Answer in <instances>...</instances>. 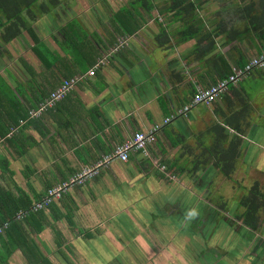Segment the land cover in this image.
<instances>
[{"label": "crops", "instance_id": "0c3cea01", "mask_svg": "<svg viewBox=\"0 0 264 264\" xmlns=\"http://www.w3.org/2000/svg\"><path fill=\"white\" fill-rule=\"evenodd\" d=\"M128 1L67 0L44 13L41 6L48 0L32 7L0 0L1 89L8 90V85L9 91L20 90L27 106L28 101L36 104L37 90L61 85L64 73L74 69L73 59L83 68L76 74L87 75L57 107L20 128L26 138L20 140L27 146L23 156L17 153L18 139L15 147L0 141V168L5 158L11 171L2 182L6 187L14 190L18 185L39 201L50 187L111 154L135 132L150 131L175 116L197 89L216 84L229 69L236 72L264 52V0H250L255 8L246 15L237 10L239 0L206 3L193 19L176 12L162 15L170 3L159 0L143 28L118 36L112 44L108 16ZM75 19L88 33L85 52L95 54L100 48L97 62L105 59L94 76L88 75L93 67L87 69V59L72 55L64 34ZM121 39L129 40L112 52ZM150 152V158L135 152L128 163L113 162L42 210L40 219L46 222L39 231L29 226V232L50 264H129L135 258H127L124 251L142 248L143 234L156 249L167 251L171 244V249L174 244L180 249L182 231L189 227L195 230L192 239L202 242L199 234L209 219L218 216L229 224L226 217L234 210L221 208L224 195L218 187L224 181L244 184L253 171L264 174V69L230 85L212 105H198L164 125ZM217 163L230 164L236 172L227 177ZM193 211L196 215L189 216ZM208 247L204 261L212 251ZM79 250L105 251L106 257L82 259ZM8 264L31 263L18 250Z\"/></svg>", "mask_w": 264, "mask_h": 264}, {"label": "trees", "instance_id": "16d2710c", "mask_svg": "<svg viewBox=\"0 0 264 264\" xmlns=\"http://www.w3.org/2000/svg\"><path fill=\"white\" fill-rule=\"evenodd\" d=\"M40 1L41 0H17V3L22 6L32 7L38 4V2ZM65 1L67 0H48V3L46 2V4L41 6V10L44 13L49 12L50 10H52V7L50 5L58 7ZM157 1L159 0H129L127 5L122 6L116 11L114 10L111 15L108 16V18H110V25L112 28V31H109L108 29V31L110 32V36L113 38L111 43L115 44L118 36L127 37L143 28L147 21L153 17L154 10L157 8ZM164 1L165 5L167 3H170V6H165V10L162 11V15H165L167 12H176L178 16L185 14L188 15L189 18L193 19L197 16L196 13L198 9L203 6V4L215 1H222V4H230L233 0ZM249 4L250 0H239V3L236 4L238 12L244 13L245 15L247 13H250V11L255 8V5L253 3H251L250 5ZM96 7L98 6L95 5V8ZM77 23L78 21H76L75 19L70 22L67 27H64V34L67 35L68 44L71 46V50L73 51L72 55H74V57L78 59L82 57L85 58V60L87 59V62L89 63L87 69H89L91 66L94 68V66L99 62H97V60L101 56L100 48L96 49L95 54L89 55L88 52H85L89 47L87 46V42L84 40L88 38V33L84 29H82L81 26H79V23ZM15 26L17 27V25ZM193 26L195 25H190L191 28H193ZM31 28L32 27H29L30 32H33ZM17 30L18 29H16V32L20 34ZM18 34L15 33L14 36H17ZM36 44L38 45L39 43L36 41ZM101 50L103 49L101 48ZM38 51L39 50H36V53H38ZM65 60L66 58H62L61 62ZM75 60L73 59V64L76 63L74 69L72 68L71 71L64 73V80L71 79L77 76L76 73L83 69L80 68V64ZM244 67L245 66L240 67V69ZM229 70V72H226L224 79L235 74L232 69ZM58 88L51 90H48L47 88L44 90H37V94H39L35 96L36 104L28 101L26 103L27 106H25V103L21 101V98L24 97L23 92L18 90L16 93H14L12 91L0 88V99H2L0 100V141L5 140L6 142L12 143L15 147V143H17L18 139L19 146L17 147V153H19V156H23L25 151L24 149H26L27 146L26 144L24 146L23 141L20 140L21 136H23V132L20 130V128H22V126L25 124H31L43 117L45 113L39 118H32L30 115V111L37 109V107L42 102H44L45 99L49 98L50 95ZM57 105L55 107H57ZM55 107L51 109H54ZM51 109H49L48 111H50ZM5 115H7V117H5ZM22 121H25L23 125H21ZM18 130L20 131L17 133ZM11 133H14L12 137H10ZM221 136L222 133L217 140L218 142L222 140ZM24 138L25 137L23 136L22 139ZM238 142L239 139L233 142L232 147H236ZM223 156L227 157L228 155ZM221 159H223L222 156ZM2 163L3 166H1L0 168V228L3 227L5 223H8V226L3 230L2 233H0V264H8L9 257L18 250L22 252L23 257L26 258L31 264H50L51 261L48 255L41 249L36 240L31 237L29 232V226H32L36 231L40 230V228L43 226L42 223L46 222V220H43L44 218L40 219L44 216L45 211L30 213L23 220L16 219L18 213L29 209L38 200L35 202L32 201L30 196L27 195L22 189H20L18 185L16 189H18L17 191L19 192L15 193L14 190L16 189L12 190L2 183L6 179L5 176L8 174V172H11L9 169V162L5 158H3ZM217 165L220 166L221 173H223L227 177H232V175L236 172V169L228 168L230 164L223 166L217 163ZM230 199L231 197L223 196V199L220 203V206L223 210H232L230 209V207L234 205V203L228 204ZM238 201L239 206L242 208V210H235L234 212H232L234 214L233 216H235L234 218H237L238 221H241L242 225L250 229L251 231H259L264 223V184L257 181L256 184H254L253 187L249 190V193L239 196ZM53 204H51L49 207L52 208L55 205ZM41 220H43V222H41ZM61 253H63V251ZM207 254H209L207 255V257H205V260L207 261L208 258L212 261V259H218L220 256L218 252H216V250L208 251Z\"/></svg>", "mask_w": 264, "mask_h": 264}, {"label": "rangeland", "instance_id": "374dc122", "mask_svg": "<svg viewBox=\"0 0 264 264\" xmlns=\"http://www.w3.org/2000/svg\"><path fill=\"white\" fill-rule=\"evenodd\" d=\"M96 1L99 2L98 0ZM79 26L85 30L84 26L81 24ZM104 28L105 25H103V29ZM32 69L35 73L40 72V68L37 69V67H32ZM6 86L9 90V86ZM256 172L257 171H253L249 174L250 177H246L244 184L240 180L231 182L224 181L218 187L221 194L231 197L228 204L234 203V205H232L233 207L231 206L230 209L234 211L242 210L238 203L239 196L249 193V190L256 184L257 179L261 178L260 182L264 184V174L257 172V175ZM192 190H194V188H192ZM192 190L191 192H193ZM193 202L194 199L190 201L187 209L191 208ZM233 215L234 214L231 213L230 217L227 219V221L231 219L229 224L235 225L232 227L227 226L228 223L219 219L218 216L213 218L219 219V221L221 220L218 224V230H221V232L213 237L211 233L217 231V228L214 229L215 224L214 222L211 223L212 218L209 219L208 223L203 228V232L199 234L202 242L192 239L195 230L189 227L188 229L190 230L182 231L184 236L179 239L181 241L180 249L179 246H175V244L174 249H171L173 246L172 244L169 245L167 251L166 249H156V245L151 244V240L148 239V236L143 234V236L141 235L144 240L142 248L138 247L136 250L127 249L124 252L127 258H135V260L131 259L129 264H207L204 261L203 253L204 248L209 246L211 250H216V252L220 254L219 258L213 264H264V223L259 231L253 232L244 227L241 221H238ZM188 220H190V218H188L187 221ZM236 230L238 232H235ZM158 236H160V234ZM192 242L197 243L193 244ZM191 243L193 245H190ZM185 247H188V249ZM87 251L79 250L76 254L79 258H89L90 260L106 257V253H103L105 251H98V254L93 250Z\"/></svg>", "mask_w": 264, "mask_h": 264}, {"label": "built area", "instance_id": "2783aa9c", "mask_svg": "<svg viewBox=\"0 0 264 264\" xmlns=\"http://www.w3.org/2000/svg\"><path fill=\"white\" fill-rule=\"evenodd\" d=\"M129 39H121L119 44L112 50H119ZM105 64V59L98 62L92 70L89 71L88 75L94 76L95 71ZM264 69V52L258 56L252 57L245 65L244 68L238 69L234 75L220 80L217 84H214L208 88L197 89L196 93L192 97L191 101L183 108L177 111L175 116H171L164 120L162 125L154 126L150 131L135 132L134 135L126 140L123 144L118 145L115 150L107 155L103 156L102 159L91 166H84L68 180L58 183L57 185L49 188L46 194L37 202H35L29 209L21 211L16 216L17 220H23L30 213H36L48 208L54 202H57L64 198L76 187L84 185L86 182L98 177L101 171L109 167L113 162L128 163L132 153L141 152L148 158L151 156L150 149L157 142V134L160 132L164 125L170 124L177 117L188 115L192 108L198 105L210 106L218 101L222 95L228 91L230 85L237 84L241 79L245 78L255 70ZM87 79V75L80 74L71 79L63 81L62 85L54 91L49 98L45 99L37 109L30 111L32 118H39L41 115L46 113L49 109L55 107L60 101L64 100L76 87L77 84ZM25 121L21 122L23 125ZM8 223H5L0 228V233L7 228Z\"/></svg>", "mask_w": 264, "mask_h": 264}, {"label": "flooded vegetation", "instance_id": "af4514ba", "mask_svg": "<svg viewBox=\"0 0 264 264\" xmlns=\"http://www.w3.org/2000/svg\"><path fill=\"white\" fill-rule=\"evenodd\" d=\"M226 218H228V217H226ZM214 222V224H215V227H216V220L215 219H213L212 220V223ZM227 225H229V227H232V226H235V225H233V224H227ZM218 224H217V229H218ZM215 227H214V229H215ZM233 229V228H232ZM235 232H238L237 230L235 231ZM212 235L214 234V231L211 233Z\"/></svg>", "mask_w": 264, "mask_h": 264}, {"label": "clouds", "instance_id": "9594fccd", "mask_svg": "<svg viewBox=\"0 0 264 264\" xmlns=\"http://www.w3.org/2000/svg\"><path fill=\"white\" fill-rule=\"evenodd\" d=\"M195 215L196 213L194 211L189 213V216H195Z\"/></svg>", "mask_w": 264, "mask_h": 264}]
</instances>
